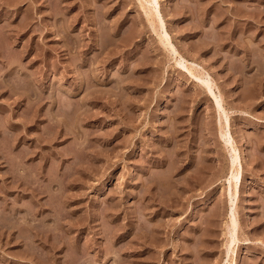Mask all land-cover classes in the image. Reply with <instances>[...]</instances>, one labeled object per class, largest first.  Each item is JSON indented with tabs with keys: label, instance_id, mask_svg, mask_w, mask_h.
<instances>
[{
	"label": "rangeland",
	"instance_id": "rangeland-1",
	"mask_svg": "<svg viewBox=\"0 0 264 264\" xmlns=\"http://www.w3.org/2000/svg\"><path fill=\"white\" fill-rule=\"evenodd\" d=\"M0 264H264V0H0Z\"/></svg>",
	"mask_w": 264,
	"mask_h": 264
},
{
	"label": "bare ground",
	"instance_id": "bare-ground-1",
	"mask_svg": "<svg viewBox=\"0 0 264 264\" xmlns=\"http://www.w3.org/2000/svg\"><path fill=\"white\" fill-rule=\"evenodd\" d=\"M234 178L236 179V181H238V179L240 178V171L238 169V171L234 174Z\"/></svg>",
	"mask_w": 264,
	"mask_h": 264
}]
</instances>
